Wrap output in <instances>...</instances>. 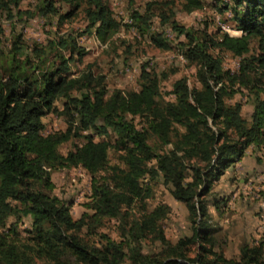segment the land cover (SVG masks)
Segmentation results:
<instances>
[{"label":"trees","instance_id":"trees-1","mask_svg":"<svg viewBox=\"0 0 264 264\" xmlns=\"http://www.w3.org/2000/svg\"><path fill=\"white\" fill-rule=\"evenodd\" d=\"M23 1L0 0V11L13 17ZM58 2L70 7L60 21L81 10L86 29L34 45L25 56L21 33L12 34L9 51L0 40V264H264L263 243L243 245L239 260L216 251L209 210L212 202L219 207L210 199L214 183L248 147L264 148V0L218 3L221 14L231 12L241 35L219 26L213 32L208 21L203 27L179 23L177 7L194 12L204 8L203 0H151L144 12L132 9L130 20L141 35L158 48H178L196 67L200 86L182 76L170 91L174 99L164 103L162 82L170 73L159 74L147 63L138 90L109 92L91 64L71 76V63L87 54L78 38L88 33L107 42L121 22L107 0H39L26 13H57ZM154 17L170 26L174 39L154 29ZM225 51L240 57L237 71L224 68L216 52ZM238 93L253 106L249 119L242 102L227 101ZM49 113L64 116L66 130L44 135ZM102 136L107 139H97ZM77 138L80 144L60 151ZM111 149L122 164L111 163ZM72 167L92 175L87 210L79 218L53 193L52 171ZM159 179L188 211L192 235L177 243L163 226L171 207L149 206ZM24 217L31 226L23 231L18 222ZM110 220L117 221L119 240L99 232ZM146 242L158 249L146 251Z\"/></svg>","mask_w":264,"mask_h":264},{"label":"rangeland","instance_id":"rangeland-1","mask_svg":"<svg viewBox=\"0 0 264 264\" xmlns=\"http://www.w3.org/2000/svg\"><path fill=\"white\" fill-rule=\"evenodd\" d=\"M113 10L115 18L121 22L120 29L107 41H100L96 35L88 33L78 38L80 44L87 50L82 61L71 63V76L78 75L91 64L96 76L100 77L107 85L109 92L114 89L125 91L140 89V77L142 66L148 64L150 69L159 74L168 71L170 76L162 82L163 95L160 101H170L174 96L170 94L175 80L187 76L191 86H200L196 67L191 65L180 53L178 48L162 49L153 45L148 36L141 35L131 22V12L137 8L144 12L147 3L151 0H107ZM204 8L194 12H186L181 6L177 7V20L185 26L203 27L204 23H210V30L217 31V27L228 31L232 35H241V31L232 21L231 12L221 14L217 8L221 0H203ZM39 0H24L19 8L13 10V17H9L6 11H0V40L4 48L9 51L13 33L22 34L21 55L31 53L34 45H43L57 35L67 32H79L86 29L88 21L80 10L68 19L60 21V15L70 11L67 4L58 2L57 13L46 11L44 14L30 16L26 11H35ZM152 26L155 30L163 31L171 39L175 33L168 25H162L158 17H154ZM186 41L185 37L176 40ZM128 45H131L130 50ZM223 57L225 69L237 71L240 57L229 51L216 52ZM176 69V71H173ZM229 103L240 101L243 104L242 114L249 119L253 111L251 102L247 97L238 93ZM59 107L63 105V99L56 102ZM45 128L44 135L64 131L67 128L66 118L56 113H49L43 117ZM110 138V137H109ZM114 139V137H112ZM107 139V137H97ZM82 139H74L60 146L64 154L73 149L74 144L81 143ZM112 164H122L118 152L114 149L109 153ZM53 193L71 205V213L74 218H79L86 211L85 203L90 200L92 193V175L83 167L61 168L52 171ZM154 195L149 199L150 208L160 203H166L171 207L170 214L163 221L165 234L173 243L180 238L192 235L188 211L184 203L178 201L169 189L162 183V179L154 181ZM211 201L218 200L219 207L212 204L209 207L212 221L217 229L214 232L215 247L219 252H224L228 259H241V248L245 244L260 246L263 243L264 250V148L251 145L245 150L244 155L231 165L218 179L211 190ZM15 221L10 218L9 225ZM18 226L21 230L30 228L31 219L24 217ZM111 238L119 240L117 221L110 220L99 230ZM96 239H99L97 236ZM158 249L153 242L145 243V250ZM160 249V248H159ZM197 245L191 248V256L196 254ZM36 264H42L37 262Z\"/></svg>","mask_w":264,"mask_h":264}]
</instances>
